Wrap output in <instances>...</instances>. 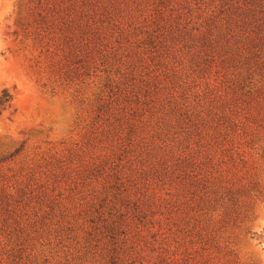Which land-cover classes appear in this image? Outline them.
<instances>
[{"label":"rangeland","instance_id":"1","mask_svg":"<svg viewBox=\"0 0 264 264\" xmlns=\"http://www.w3.org/2000/svg\"><path fill=\"white\" fill-rule=\"evenodd\" d=\"M0 13V264H264V0Z\"/></svg>","mask_w":264,"mask_h":264},{"label":"trees","instance_id":"2","mask_svg":"<svg viewBox=\"0 0 264 264\" xmlns=\"http://www.w3.org/2000/svg\"><path fill=\"white\" fill-rule=\"evenodd\" d=\"M252 11L249 14H250V17L254 18V16H255V12L254 11L255 10H252ZM256 12H260V11L258 10ZM253 26L255 27V29H258V30L260 29L259 28L260 27L259 24L258 25H253ZM12 99H13V93L11 92V90L8 89L7 87H2L0 89V115H1V113L3 111L11 109V107H12Z\"/></svg>","mask_w":264,"mask_h":264},{"label":"clouds","instance_id":"3","mask_svg":"<svg viewBox=\"0 0 264 264\" xmlns=\"http://www.w3.org/2000/svg\"><path fill=\"white\" fill-rule=\"evenodd\" d=\"M0 2H3V0H0ZM2 15H3V13H0V17H2ZM0 47H2V46H0Z\"/></svg>","mask_w":264,"mask_h":264}]
</instances>
